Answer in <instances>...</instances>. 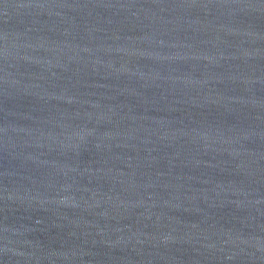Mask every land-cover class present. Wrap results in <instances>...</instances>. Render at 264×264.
<instances>
[{
	"label": "water",
	"instance_id": "95a60500",
	"mask_svg": "<svg viewBox=\"0 0 264 264\" xmlns=\"http://www.w3.org/2000/svg\"><path fill=\"white\" fill-rule=\"evenodd\" d=\"M0 264H264V0H0Z\"/></svg>",
	"mask_w": 264,
	"mask_h": 264
}]
</instances>
